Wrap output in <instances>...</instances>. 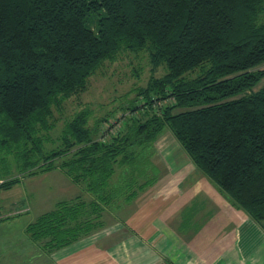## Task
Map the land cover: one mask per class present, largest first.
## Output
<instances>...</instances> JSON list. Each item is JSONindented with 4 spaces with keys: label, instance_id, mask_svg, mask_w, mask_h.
<instances>
[{
    "label": "trees",
    "instance_id": "trees-1",
    "mask_svg": "<svg viewBox=\"0 0 264 264\" xmlns=\"http://www.w3.org/2000/svg\"><path fill=\"white\" fill-rule=\"evenodd\" d=\"M126 53L147 54V86L93 125L87 107L57 132L67 102ZM263 65L264 0H0V154L23 176L61 170L82 191L31 223L30 238L51 255L104 230L158 182L152 157L168 130L264 225Z\"/></svg>",
    "mask_w": 264,
    "mask_h": 264
},
{
    "label": "crops",
    "instance_id": "crops-1",
    "mask_svg": "<svg viewBox=\"0 0 264 264\" xmlns=\"http://www.w3.org/2000/svg\"><path fill=\"white\" fill-rule=\"evenodd\" d=\"M154 150L158 182L104 230L51 255L27 233L45 211L2 210L0 264H264V225L202 173L169 130ZM55 172L65 176L60 189L76 188Z\"/></svg>",
    "mask_w": 264,
    "mask_h": 264
},
{
    "label": "rangeland",
    "instance_id": "rangeland-1",
    "mask_svg": "<svg viewBox=\"0 0 264 264\" xmlns=\"http://www.w3.org/2000/svg\"><path fill=\"white\" fill-rule=\"evenodd\" d=\"M260 70H264V65L260 67ZM138 73L139 75L136 77L135 74ZM152 74V67L146 53L139 55L126 53L114 63H105L101 70L90 79L87 92L68 101L65 105V114L56 116L60 118L57 132L61 131L65 120L71 119L78 111L87 107L92 109L94 113L90 121V125H93L96 119H101L116 109L131 103L136 98L137 91L147 86ZM164 74V68H160L155 72L156 77H162ZM262 86L263 83L260 84L259 88ZM144 102L143 99H140L137 105L141 106ZM168 103H171V101L158 103L157 106L162 107ZM122 113L120 110L116 118L120 119ZM112 122H115V120L112 119ZM119 128L120 126L114 132L117 133ZM108 138L106 136V139ZM157 158V153L154 150L152 162L155 163ZM45 174L47 176H43ZM62 176L65 177L55 171L36 176H23L20 174L19 166L13 158H4L0 154V185L9 180L20 179V182L12 188L8 190L0 189V207L3 212L32 207L34 209L33 216H38L40 213L54 208L56 202L69 200L82 194L81 189L77 186H75V189L71 185H68L65 190L60 189L64 185ZM23 180H26V182L18 186ZM110 220L114 219L111 218Z\"/></svg>",
    "mask_w": 264,
    "mask_h": 264
},
{
    "label": "built area",
    "instance_id": "built-area-1",
    "mask_svg": "<svg viewBox=\"0 0 264 264\" xmlns=\"http://www.w3.org/2000/svg\"><path fill=\"white\" fill-rule=\"evenodd\" d=\"M111 124H112V125H115L116 128L119 127V124H116V121H115V122H111ZM106 129H109V128L106 127ZM110 131H111L110 133L114 134V133H115L114 131H116V130H115V128H114V129H112V130H110Z\"/></svg>",
    "mask_w": 264,
    "mask_h": 264
}]
</instances>
